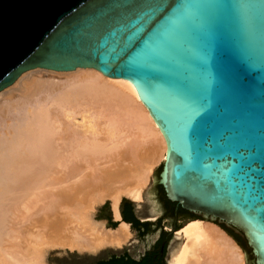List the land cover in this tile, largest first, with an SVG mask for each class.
<instances>
[{"label": "water", "instance_id": "1", "mask_svg": "<svg viewBox=\"0 0 264 264\" xmlns=\"http://www.w3.org/2000/svg\"><path fill=\"white\" fill-rule=\"evenodd\" d=\"M35 68L129 81L164 138L166 199L264 264V0H0V91Z\"/></svg>", "mask_w": 264, "mask_h": 264}, {"label": "bare ground", "instance_id": "2", "mask_svg": "<svg viewBox=\"0 0 264 264\" xmlns=\"http://www.w3.org/2000/svg\"><path fill=\"white\" fill-rule=\"evenodd\" d=\"M31 70L16 97L0 104V264L130 246L118 206L143 200L164 159L161 132L125 79L93 68ZM40 71L61 79L32 76ZM106 201L114 228L93 218ZM176 237L169 264H243L242 249L213 222L188 221Z\"/></svg>", "mask_w": 264, "mask_h": 264}, {"label": "flooded vegetation", "instance_id": "3", "mask_svg": "<svg viewBox=\"0 0 264 264\" xmlns=\"http://www.w3.org/2000/svg\"><path fill=\"white\" fill-rule=\"evenodd\" d=\"M156 196L159 201V205L162 213L158 216L156 213H151L150 215L152 216L155 215L154 220L147 218L140 220L135 216L132 206L130 212L128 207H126L123 203L121 204V209L119 210V213L120 216L122 210L128 211L127 214L132 213L134 218L137 220V223H135L134 221H130L128 222L129 226L132 229L136 230L137 234L140 237L151 240L150 245L144 249L143 253L139 256V258L143 256L146 252H153L155 259H158L159 262H161L162 264H169V257L171 254L168 253L169 245L172 242H176L175 244L177 245V243L180 242V239L176 237V234L181 231L183 227L182 225L184 223H187L188 221H192L194 218H198V216H194L190 212L182 209L176 203H172L168 201L164 195L161 185H159L158 191L156 192ZM130 202L135 203L133 201ZM181 219H186V220L183 223H181L180 222ZM161 220L162 221L167 220L168 222L164 224V222H161ZM214 224L217 225L221 230L223 229V231L236 242V244L244 252L246 264H249V259H250L249 249L247 248V243L245 238L241 234L235 233L233 230L225 227L223 224H218L216 222H214ZM113 226L115 227V225ZM176 245L172 247L170 252H172V250L176 247ZM125 248H128V246Z\"/></svg>", "mask_w": 264, "mask_h": 264}, {"label": "rangeland", "instance_id": "4", "mask_svg": "<svg viewBox=\"0 0 264 264\" xmlns=\"http://www.w3.org/2000/svg\"><path fill=\"white\" fill-rule=\"evenodd\" d=\"M28 72L23 73L13 84H11L9 87L0 91V104L9 101L10 99L14 98V96L16 97V95L18 94V85H19V84H17V82L19 81V79L22 76H24V74H26ZM31 73H33V72H31ZM53 75L50 74L49 72L47 73L45 71L34 72L32 74L33 77H40L43 79H51V80H55V81L61 79V76L58 77L57 74H53ZM158 175H159V164L154 168V170L151 174L150 181L147 184V186L145 187V190L143 192V200L140 202V204L131 203L129 200L122 198L120 203H119L120 205L118 206L119 210L121 209V204L124 201H128L132 204L137 218H139L140 220H143L146 218L154 220L155 216L152 218L151 217L152 215H150V214L156 213L157 216L159 215V201H158L157 196H156V192L158 191V188H159ZM147 214H149V215H147ZM143 215L144 216L146 215V216L144 217ZM93 218L97 221L103 222L104 226L110 227V228H112L111 226H113V225H115V227H116L118 224L117 221L113 220L112 212H111V205L108 201H106L105 203H102L101 205H99L95 208V211H93ZM130 229H131V227H130ZM131 232H132V240L130 243L131 245L128 246V250L130 251V253L132 254L133 257L139 258L140 253H143L144 249L146 248V243H140L139 236H138L136 230L131 229ZM175 243L176 242H172L169 245L168 253H171L170 250L172 249L173 246L176 245ZM5 244H7L8 247H11V245H12V243L10 245V243L8 241L5 242ZM178 244H179V242L177 243L176 247L178 246ZM7 246L5 245L6 248H7ZM121 250H113V253L119 252ZM1 253H0V256H3V254H1ZM93 255H95V254L78 253V252H74V251H72V252L68 251V252L61 253V252L56 251V250H51V251L45 252L44 255L40 258V261L42 264L44 262H45L44 264H55L54 263V256H56V257H71V256H73V257H92ZM243 257H244V254H243ZM96 258H106V252H100L99 251L98 253H96Z\"/></svg>", "mask_w": 264, "mask_h": 264}, {"label": "trees", "instance_id": "5", "mask_svg": "<svg viewBox=\"0 0 264 264\" xmlns=\"http://www.w3.org/2000/svg\"><path fill=\"white\" fill-rule=\"evenodd\" d=\"M174 203V202H172ZM123 204L128 207L131 212V205L128 202H123ZM128 211H121V219L125 222L134 221L137 223V220L134 218L133 214H127ZM114 228V226L112 227ZM55 264H162L158 259H155L153 252H146L143 256L138 259L132 258L127 254L121 255H111L108 258H100L93 261H86L83 258L71 257H62L58 258L55 261Z\"/></svg>", "mask_w": 264, "mask_h": 264}]
</instances>
